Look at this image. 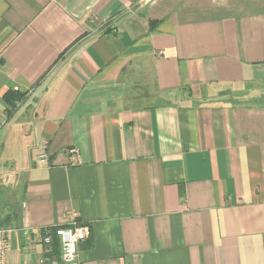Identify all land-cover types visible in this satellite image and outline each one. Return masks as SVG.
<instances>
[{"label":"crops","instance_id":"crops-1","mask_svg":"<svg viewBox=\"0 0 264 264\" xmlns=\"http://www.w3.org/2000/svg\"><path fill=\"white\" fill-rule=\"evenodd\" d=\"M75 221L78 264H264V0H0L7 264Z\"/></svg>","mask_w":264,"mask_h":264},{"label":"built area","instance_id":"built-area-1","mask_svg":"<svg viewBox=\"0 0 264 264\" xmlns=\"http://www.w3.org/2000/svg\"><path fill=\"white\" fill-rule=\"evenodd\" d=\"M18 88L15 87L14 90ZM46 141L40 142V153H38L36 161L44 163L48 160L46 152ZM12 230L0 224V264H7V254L11 246ZM55 236L60 241V253L62 264H78L79 253L78 247L82 241L90 236V228L85 223L73 222L68 226H58L54 230ZM49 237L44 238L45 242H49Z\"/></svg>","mask_w":264,"mask_h":264},{"label":"trees","instance_id":"trees-1","mask_svg":"<svg viewBox=\"0 0 264 264\" xmlns=\"http://www.w3.org/2000/svg\"><path fill=\"white\" fill-rule=\"evenodd\" d=\"M23 96H24V94H23V95H19V96H18V99H21V98H23Z\"/></svg>","mask_w":264,"mask_h":264}]
</instances>
